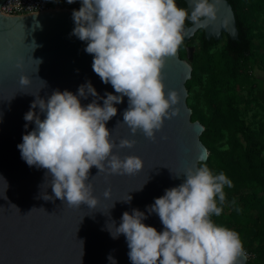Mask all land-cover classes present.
Returning <instances> with one entry per match:
<instances>
[{"label": "clouds", "instance_id": "9594fccd", "mask_svg": "<svg viewBox=\"0 0 264 264\" xmlns=\"http://www.w3.org/2000/svg\"><path fill=\"white\" fill-rule=\"evenodd\" d=\"M217 3L189 0L185 9L176 0H81L79 10L72 12L75 27L71 35L86 42L84 50L93 56L94 73L116 94L106 92L101 97L88 81L79 86L77 94L55 90L47 99L36 96L32 101L24 120L35 127L17 147L28 166L47 170L46 181L54 197L46 193L44 200L95 208L98 201L89 181L93 166L98 173L109 175L142 170V158L129 155L121 159L114 153L117 147H133L135 141L125 138L117 145L107 122L117 115L115 105L127 97L128 107L117 124H126L133 135L139 131L155 140L165 119L177 115L179 102L175 90L165 92L162 70L166 59L182 44L186 20L207 27L216 19ZM31 47L34 51L38 45L33 41ZM89 96L94 99L82 105L81 98ZM204 159L201 154L198 162ZM183 176L186 179L179 186L166 189L146 206L148 215H158L163 231L144 224L145 212L132 209L122 214L118 226L114 220L107 225L111 237L124 235L131 264H242L246 252L238 233L211 220L213 214L222 213L224 187H231L232 181L223 172L214 175L206 163L187 167ZM108 194L106 190L105 198ZM119 201L130 203L131 196ZM107 259L116 264L111 254Z\"/></svg>", "mask_w": 264, "mask_h": 264}, {"label": "water", "instance_id": "95a60500", "mask_svg": "<svg viewBox=\"0 0 264 264\" xmlns=\"http://www.w3.org/2000/svg\"><path fill=\"white\" fill-rule=\"evenodd\" d=\"M183 1L188 9L189 0ZM216 7V19L207 27L191 21L185 24L182 44L198 29L205 39L218 40L222 33L236 39L230 4L218 0ZM73 10L0 14V177L7 182L0 178V264H110L109 254L116 264H131L124 235L113 239L107 225L114 220L118 226L125 211L139 209L147 215L144 224L163 231L158 215H148L146 206L163 196L166 189L179 186L186 179L185 169L197 167L201 154L205 159L207 156L199 140L203 127L197 120H190L185 102L192 70V47L186 45L185 53L178 56L177 50L166 59L162 70L165 92L175 90L179 102L175 105L177 115L165 119L155 140L139 131L133 135L126 124H117L128 107L127 97L115 105L117 115L107 122L117 145L125 138L135 141L133 147H117L114 153L121 159L129 155L142 158V170L132 175H109L98 173L93 166L89 181L98 201L95 208L86 204L68 207L59 199L42 198L46 193L54 197L46 181L47 170L28 166L17 147L23 135L35 127L24 120L32 101L36 96L47 99L55 90L77 94L79 86L88 81L101 97L106 92L116 94L94 73L93 56L84 50L86 42L71 35L75 27ZM33 41L38 45L34 51ZM92 99L81 98V104L87 105ZM98 102L103 104V100ZM35 111L39 113L38 108ZM128 195L130 203L119 201L128 199Z\"/></svg>", "mask_w": 264, "mask_h": 264}, {"label": "trees", "instance_id": "16d2710c", "mask_svg": "<svg viewBox=\"0 0 264 264\" xmlns=\"http://www.w3.org/2000/svg\"><path fill=\"white\" fill-rule=\"evenodd\" d=\"M226 1L236 39L225 33L218 40L205 39L198 29L179 46L178 56L184 46H192L185 102L190 120L203 127L199 140L207 151L197 167L206 163L214 175L223 172L232 181L224 187L222 213L211 220L238 233L245 264H264V85L251 75L254 68L264 72V0ZM176 3L186 9L183 0Z\"/></svg>", "mask_w": 264, "mask_h": 264}, {"label": "built area", "instance_id": "2783aa9c", "mask_svg": "<svg viewBox=\"0 0 264 264\" xmlns=\"http://www.w3.org/2000/svg\"><path fill=\"white\" fill-rule=\"evenodd\" d=\"M58 4L49 0H2L0 3V14L22 13L58 9Z\"/></svg>", "mask_w": 264, "mask_h": 264}, {"label": "rangeland", "instance_id": "374dc122", "mask_svg": "<svg viewBox=\"0 0 264 264\" xmlns=\"http://www.w3.org/2000/svg\"><path fill=\"white\" fill-rule=\"evenodd\" d=\"M51 3H55L56 5L58 4L59 8H64V9H75L79 10L81 7V0H76L75 3L68 4L66 0H49ZM262 42L264 43V37L262 38ZM195 41L193 45H195ZM222 42L219 40V43L217 44V47L221 44ZM192 47V46H191ZM193 50V48H192ZM251 75L255 78L257 84H263L264 85V80L262 81V77H264V72L259 69V68H254L251 71Z\"/></svg>", "mask_w": 264, "mask_h": 264}, {"label": "flooded vegetation", "instance_id": "af4514ba", "mask_svg": "<svg viewBox=\"0 0 264 264\" xmlns=\"http://www.w3.org/2000/svg\"><path fill=\"white\" fill-rule=\"evenodd\" d=\"M221 36H222V34H221ZM221 38V37H220Z\"/></svg>", "mask_w": 264, "mask_h": 264}]
</instances>
